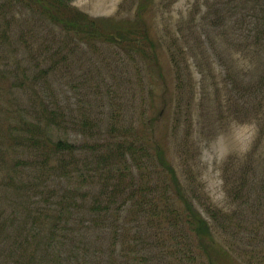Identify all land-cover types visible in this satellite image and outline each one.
Here are the masks:
<instances>
[{"label": "rangeland", "instance_id": "1", "mask_svg": "<svg viewBox=\"0 0 264 264\" xmlns=\"http://www.w3.org/2000/svg\"><path fill=\"white\" fill-rule=\"evenodd\" d=\"M219 1L224 0L69 1L93 18L121 21L136 18L145 4L143 21L158 55L155 68L132 60L116 46L78 39L65 45L63 29L48 23L28 0H13L16 6L0 0V225L6 221L14 234L31 225L21 200L28 183L39 182L34 165L43 161L45 149L32 148L23 139L39 138L37 131L28 129L35 125L53 142L74 146L72 161L63 152L49 161L47 167L53 169L65 155L69 176L56 167L60 179L49 181V187L61 186L58 195L68 196V188L75 195L76 190L86 194L77 203L87 224L76 234L71 227L65 235L61 232V241L69 242L65 247V242L55 243L49 253L60 246L66 257L75 246L79 264H141L144 255L165 251L147 247L149 227L156 224L131 216L136 206L106 205L114 187L111 176L96 170L94 151H106L112 140L128 138L135 141L139 156L146 159L149 151L154 165L144 171H151L148 177L161 203L164 195L176 201L174 180L233 261L264 264V42L259 43L264 3L249 1L244 5L246 19L238 15L214 28ZM258 85L259 91L252 89ZM112 125L117 132L111 131ZM158 151L172 172L163 166ZM126 164L118 180L128 182L131 173L136 188L146 191L148 181L136 161L129 158ZM104 186V212L93 222L87 208ZM240 187H245L241 195ZM40 199L37 194L33 200ZM257 206L262 216L252 224L245 215L256 212ZM150 208L154 206L138 209ZM213 209L217 217L211 216ZM259 225L260 233L251 236L248 230ZM139 236L140 243L134 239ZM155 262L169 264L170 259Z\"/></svg>", "mask_w": 264, "mask_h": 264}, {"label": "trees", "instance_id": "2", "mask_svg": "<svg viewBox=\"0 0 264 264\" xmlns=\"http://www.w3.org/2000/svg\"><path fill=\"white\" fill-rule=\"evenodd\" d=\"M12 1L8 0V5H13ZM23 1L27 0H18L20 3ZM69 1L28 0V4L31 7H36L48 23L63 29L66 38L65 45H68V42H71L72 39H78L79 41H86L90 45L116 46L122 51L124 50L132 60H142L147 62L150 67L153 65L155 68H159L158 55L154 51V43H151L146 22L143 21V14L146 11L145 4L140 8L142 13L138 14L136 18H127L121 21L93 18L71 7ZM249 1L254 2V5L264 3V0H224L219 1L217 4L215 3L214 28L227 25L238 15H243V19H246L247 15L243 12L247 10L248 5H244L248 4ZM260 27L264 28V23H260ZM261 31L260 45L264 42V29H261ZM70 32L74 37L71 36ZM55 39V36L52 37V40ZM138 64L142 65L139 61ZM229 78L230 76H227L225 80L228 81ZM261 79V82H264V78ZM256 82H260V79ZM252 89L259 91L260 85L253 86ZM124 128L122 127L121 129L124 130ZM28 129L32 132L37 131L40 136L39 138L26 137L23 139L24 143L32 148L45 149V153L41 155L43 161L34 165L38 172V174L35 173L34 179L39 180V182L28 183L27 189L24 186L22 188L19 187V189L27 190L22 197L21 206L24 207L23 211L27 212V221L30 220L31 225L28 228H25L28 226L25 225L23 232L18 231L14 234L9 231L10 227L6 221L1 222L0 264H79L75 246L68 250L66 257H64L60 246L54 252L49 253L50 248L55 247V243L59 244L60 242L61 244L65 242L63 247L66 246L68 240L61 241V232L65 235V231L71 227V230L76 234L81 229L79 226L87 224V220H83L85 216H80V210L83 207L77 203V198L85 197L86 194L76 190L77 193L75 195L74 190L70 191V188H68L65 190L66 193L69 191L68 196L66 194L58 195L61 186H56L52 189L48 184L49 181L58 182L60 179L56 177V167L64 171V177H69L66 176L68 174L66 171L67 162L64 161L65 155L62 154H69V159L72 161L75 157L74 146L63 140L53 142L40 126L29 125ZM110 129L112 132H117L115 125H112ZM106 148V151H94V163L97 164L96 170L105 171L106 175L111 176L112 186L114 187V191L110 194L106 205L110 206L119 203L125 206L130 202L131 206H136V208L132 207L131 216L137 214L142 219L147 220L150 226L156 224L154 225L155 227H149L152 229V234L147 236L149 239L147 247L155 249L165 247L166 249L165 251L160 250L161 253L155 250L150 253L151 256L144 255V260L140 261L141 264H157L156 260L163 259H170L169 264H239L232 260L229 250L215 242L213 228L202 217L200 212L194 211L191 201L185 198L186 195L182 193L177 182L172 180V185L176 189V201H174L173 195H164L162 203L160 202L161 198L151 185L150 179L152 177H148L151 171H144L148 164L150 166L147 169L152 167V164L154 165V162L152 163L147 155V153L150 154L149 151L145 152L146 159L139 156L135 141L128 138L123 141L112 140L111 143L106 145ZM142 151H144L143 148ZM61 152L63 153L61 154L62 158L59 157V165L49 169L47 167L49 161ZM159 155L163 166L168 171L170 168L172 172V168L167 165V162H163L161 151ZM128 157L136 161L135 166L142 171L144 178L148 181L146 191L136 188L137 182L134 181V175L131 173H129L128 182H124L122 177L118 180L117 176L124 169L123 166L128 167L127 164L124 165L129 159ZM131 169L134 170L133 167ZM171 172L169 173L171 174ZM29 175L30 172L27 177ZM172 178L176 180L174 175ZM11 180L10 183L15 185V180ZM42 185H44L43 188ZM106 189L104 186L101 196L95 198V202L90 203L87 208L90 215L94 218L93 222L98 219V215L101 216L102 212H104L100 201ZM252 189L251 186L247 191ZM244 191L245 187H240L237 194L241 195ZM37 194L42 199L34 201L33 199L37 197ZM54 195L61 198L54 201L51 199ZM245 195L249 196L248 193ZM248 199L250 198L248 197ZM148 204L154 206V208L138 209ZM161 204L162 208L159 209ZM257 207L256 212H254V209L249 213L245 212V216L250 215V217H245L246 220L252 222V224L256 223L257 215L262 216L260 213L262 208L260 206ZM106 209H109V207ZM210 213L212 217H217L214 214V209ZM12 221H15L14 217ZM259 230H261L260 225L252 228V230L249 229L248 232L253 236L260 233ZM244 234L247 233L245 232ZM134 239L140 243L142 237L139 236ZM142 242L144 247L146 241L143 240ZM147 247H144V249ZM167 248H169V251Z\"/></svg>", "mask_w": 264, "mask_h": 264}]
</instances>
